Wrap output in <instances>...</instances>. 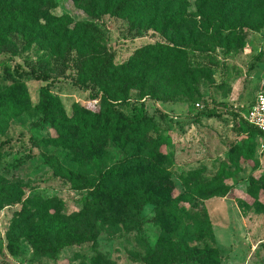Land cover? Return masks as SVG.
Masks as SVG:
<instances>
[{"label": "rangeland", "instance_id": "obj_1", "mask_svg": "<svg viewBox=\"0 0 264 264\" xmlns=\"http://www.w3.org/2000/svg\"><path fill=\"white\" fill-rule=\"evenodd\" d=\"M120 1L92 0V13L90 0H0V46L30 40L18 55L0 53V264H146L149 255L153 264L170 256L175 264H264V152L238 111L264 92V0H227L219 40L211 24L222 0H133L121 15L104 13L106 2ZM69 51L88 68L115 52L99 88L117 94L115 108L129 116L145 96V135L114 136L113 121L104 129L107 103L72 83L80 78L73 60L70 77L49 85L64 118L44 122L40 89L49 82L19 73L34 67L54 77ZM124 78L135 82L127 104L119 102ZM153 89L160 99L149 97ZM79 109L89 115L85 129ZM117 170L124 175L104 179ZM219 177L220 195L195 192ZM151 185L168 193L175 215L124 203ZM97 193L101 210L92 205ZM32 231L79 242L40 256ZM182 240L219 260L183 261Z\"/></svg>", "mask_w": 264, "mask_h": 264}, {"label": "trees", "instance_id": "obj_2", "mask_svg": "<svg viewBox=\"0 0 264 264\" xmlns=\"http://www.w3.org/2000/svg\"><path fill=\"white\" fill-rule=\"evenodd\" d=\"M226 1L222 0L220 3V6L214 11L213 13V19L211 24V30L214 34V38L216 40L220 39L221 31L224 27L225 21H226ZM133 3V0H121L117 5H112L109 2H106L104 5V13H111L114 15H121L123 14ZM91 12L94 13L96 7L92 3V0L89 2ZM30 44V40L19 42L16 38L12 37L9 41L4 42L0 46V53H8L12 55H18L21 52V49L23 46H27ZM22 46V47H21ZM70 51L68 54L63 56L62 58L56 59V75L52 77L49 72L47 71H41L38 72L34 67L31 68L30 71L24 70L23 72L19 73V76H25V75H32L36 80H42L49 82L46 86L42 87L40 89V103H41V111L44 115L43 120L45 123H48L52 126H54L53 121V115L57 114L59 118L63 119L64 116L61 115V113L57 109V105L55 104L51 94H50V84H52L54 81L60 79V78H69L70 76L67 75L68 69L71 68V61L73 60L77 68L79 69L80 78H75L72 80V83L77 85L78 87L89 89L91 91H95V93L98 96H102V98L107 103V108L105 110V117L104 122L106 129L109 126V121H113V135L116 136V134H119L124 129H129L128 136H125V138H132L135 139L137 135H145V133L148 131L149 123L152 121V117L148 114L146 105H145V96H142V101L140 103V106L137 108L136 113L133 116H129L125 114L124 112L118 110L115 108V101L118 100L117 94H112L109 92L108 89L100 87V84L103 82L109 81L112 77V69L114 66V59H115V52L111 51L109 52L106 59L96 65H92L90 68L86 66V61L84 60V57L81 56L79 59H73L70 55ZM32 66V65H31ZM9 74V80H13V77L10 73L7 72V75ZM86 74V76H84ZM122 86L119 89V95L120 100L119 102L121 104H127L129 102V89L132 88L135 85L134 79H126L124 78L121 82ZM150 98L154 100L160 99L159 96L156 94V90L153 89L151 91V94L149 96ZM12 109L14 111V114H19L21 112V109L17 108L15 104H13ZM244 107L239 109V113L241 115V111H243ZM78 117L76 119V122L79 123L82 127V129L86 128L89 115L86 114V112L83 109L78 110ZM96 115V113H94ZM160 117L165 116L163 113H159ZM97 119V116H95V120L93 121V125L95 124V121ZM241 119L246 124V127L248 131H250L252 134H257L259 137V131L248 124L244 118L241 115ZM102 124V125H103ZM160 156L157 157L159 159ZM53 159V156H47V161L51 162ZM70 176L74 178H80L84 181H87L88 178L85 175L78 174L77 172L73 170H68ZM124 175L123 170H117V171H109L104 179H116L118 177H121ZM159 179L162 178V176L158 177ZM164 180V179H162ZM221 179L216 178L212 181L205 183L203 185H200L198 188L195 189V192L197 193H207V194H213V195H220L223 192V186L221 184ZM165 185L166 184H162ZM136 199L133 200H127L123 198L133 210L139 212L142 210L147 204H156L157 206L162 207L164 213H167L169 216L175 215V208H173L174 202H169L168 193L166 191H161L160 186H157L156 188H153L151 185L149 189H140L137 193ZM92 205L97 209L101 210V201L100 196L97 193L95 195L94 199L92 200ZM153 221H155L158 225H163L164 221L158 217L153 218ZM29 237V240L31 241L33 248L36 252V254L40 256L48 255L52 258L56 257L63 249L72 246L74 243L79 242V240H63V241H55L54 243L50 240L43 239L39 233L37 232H30L27 234ZM182 251H183V261L185 262H208V261H218L219 255L213 251H206V250H191L188 249V244L185 240H182ZM14 248V245L12 241H9V248ZM153 255H149L145 257V263L146 264H153ZM175 256H170L165 261H163L161 264H175Z\"/></svg>", "mask_w": 264, "mask_h": 264}, {"label": "built area", "instance_id": "obj_3", "mask_svg": "<svg viewBox=\"0 0 264 264\" xmlns=\"http://www.w3.org/2000/svg\"><path fill=\"white\" fill-rule=\"evenodd\" d=\"M241 115L259 131L260 149L264 152V92L258 93L253 103L241 111Z\"/></svg>", "mask_w": 264, "mask_h": 264}]
</instances>
